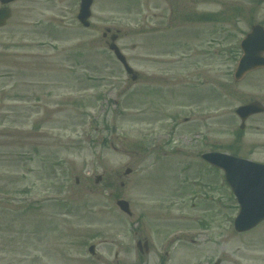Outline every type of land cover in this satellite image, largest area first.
Instances as JSON below:
<instances>
[{"label":"rangeland","instance_id":"rangeland-1","mask_svg":"<svg viewBox=\"0 0 264 264\" xmlns=\"http://www.w3.org/2000/svg\"><path fill=\"white\" fill-rule=\"evenodd\" d=\"M9 7L0 28V264H159L162 250H172L168 264H264V221L236 232L222 172L199 156L264 161V113L243 129L234 113L264 104V69L233 78L240 39L264 26V2L94 0L88 28L76 18L79 0ZM105 28L119 31L137 81L108 51Z\"/></svg>","mask_w":264,"mask_h":264},{"label":"water","instance_id":"water-1","mask_svg":"<svg viewBox=\"0 0 264 264\" xmlns=\"http://www.w3.org/2000/svg\"><path fill=\"white\" fill-rule=\"evenodd\" d=\"M13 1L15 0H0V3L7 4ZM91 4L92 0H81L77 18L84 26L89 25L87 19L90 17ZM9 16V8H0V26L5 24ZM110 40L108 48L113 51L116 58L123 64L126 72L131 74V79L136 80L137 75L133 73L125 57L115 44L116 35H112ZM241 49L243 54L235 70L236 80H240L251 70L264 68V29L260 24L251 27L241 41ZM260 112H264V106L257 101L241 105L236 109V113L242 121L249 115ZM202 158L224 171L225 178L240 204L239 213L234 220L235 230L238 232L249 230L264 220V165L218 152L205 153ZM130 172L131 169L127 168L124 174H129ZM100 178V176H97L96 182ZM116 204L121 211L128 215L131 214L129 203L126 200L119 199ZM137 245L141 250L140 242ZM144 246L146 247L145 242ZM90 251H93V247H90Z\"/></svg>","mask_w":264,"mask_h":264},{"label":"flooded vegetation","instance_id":"flooded-vegetation-1","mask_svg":"<svg viewBox=\"0 0 264 264\" xmlns=\"http://www.w3.org/2000/svg\"><path fill=\"white\" fill-rule=\"evenodd\" d=\"M145 240H147V239H143L142 241H145ZM144 253L146 254V255H148L149 253H150V250H149V248H148V250L146 251V250H144ZM164 254H165V256H166V258L168 259L169 258V255H168V252L167 251H165L164 252ZM161 258V257H160ZM169 262V261H168Z\"/></svg>","mask_w":264,"mask_h":264}]
</instances>
